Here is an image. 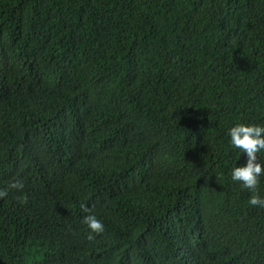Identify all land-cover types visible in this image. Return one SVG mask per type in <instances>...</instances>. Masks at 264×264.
<instances>
[{"label": "trees", "instance_id": "obj_1", "mask_svg": "<svg viewBox=\"0 0 264 264\" xmlns=\"http://www.w3.org/2000/svg\"><path fill=\"white\" fill-rule=\"evenodd\" d=\"M240 123L264 0H0V264H264Z\"/></svg>", "mask_w": 264, "mask_h": 264}, {"label": "clouds", "instance_id": "obj_2", "mask_svg": "<svg viewBox=\"0 0 264 264\" xmlns=\"http://www.w3.org/2000/svg\"><path fill=\"white\" fill-rule=\"evenodd\" d=\"M231 145L239 149L241 153L247 154L246 166L235 167L231 172V178L240 182L242 187L253 193L248 203L253 207L264 208V198L258 194L260 177L264 175V161H257V155L264 152V126L255 124L240 123L229 129ZM24 183L22 180L9 182L5 187L0 188V199L8 196L9 191H22ZM21 204H27L28 197L23 195L17 198ZM82 211L91 213L87 206H81ZM83 223L88 226L92 233L101 234L105 231L103 222L94 214H87L83 217ZM92 235L89 239H94Z\"/></svg>", "mask_w": 264, "mask_h": 264}]
</instances>
